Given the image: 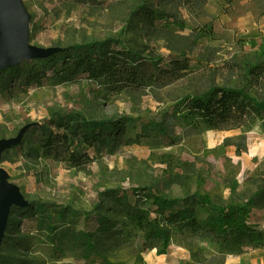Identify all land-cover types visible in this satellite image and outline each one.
I'll list each match as a JSON object with an SVG mask.
<instances>
[{
	"label": "rangeland",
	"instance_id": "rangeland-1",
	"mask_svg": "<svg viewBox=\"0 0 264 264\" xmlns=\"http://www.w3.org/2000/svg\"><path fill=\"white\" fill-rule=\"evenodd\" d=\"M135 1L22 0L29 43L61 52L21 62L36 65L34 81L0 73V140L28 126L1 154L0 169L32 207L10 211L0 264L5 256L21 264H151L150 249L174 246L190 264H221L252 248V233L264 240V207L250 208L249 230L203 224L206 204L245 205L264 185V34L230 42L204 34L198 0H150L166 14L155 27L136 16L126 24ZM104 41L121 62L113 78L90 76L79 64L97 53L88 45ZM126 48L136 59L124 57ZM216 86L248 93L240 122L217 129L194 115L185 119V99ZM96 124L103 136L87 143L82 134ZM49 129L66 137L47 146ZM115 188L150 208L151 218L162 220L182 205L153 207L143 196L149 191L169 199L194 195L195 213L169 225L165 250L155 237L156 247L139 252L141 233L121 215L115 218L123 241L110 247L93 240L90 247L78 231L94 232L110 214L113 202L100 195Z\"/></svg>",
	"mask_w": 264,
	"mask_h": 264
},
{
	"label": "trees",
	"instance_id": "trees-1",
	"mask_svg": "<svg viewBox=\"0 0 264 264\" xmlns=\"http://www.w3.org/2000/svg\"><path fill=\"white\" fill-rule=\"evenodd\" d=\"M198 1L201 4L199 12L203 13V6L206 0ZM226 1L228 5L224 8V10L229 11L231 8L232 0ZM255 6L258 9L257 14L264 16V0H255ZM165 15L166 14L163 12V10H160L155 7L150 0H136L131 8L129 16L126 20V24L131 22L132 18L136 16L138 17V19H140L144 26L155 27V19H158ZM201 29L205 30L204 34L212 35V22L203 24ZM88 46L89 47H86V50H95L97 53L95 56H90L88 54L85 59H82L81 62H79V64L82 63L87 65L86 70L89 71L90 76H108L110 78L115 77L119 73L118 69L119 67H121V62L116 58V53L113 52L111 48V42L104 41L96 45ZM75 47L82 46L76 45ZM122 53L124 57L130 58L132 60L136 59L133 52L130 51L128 48L124 49ZM21 62L13 66L1 69L0 73H6L11 78L22 77L24 81H32L37 72L36 65L33 64L28 68H21ZM171 63L174 65L181 64L179 62L177 63V61H172ZM260 71L261 69L257 67H252L250 69L251 73L257 74L260 73ZM185 100L187 103V112L183 115L185 119H188V121L192 122L191 118L197 116L201 119L206 120L210 128L217 129H220L231 122H240L246 109L249 108L250 105V97L248 93L237 88L223 86H216L204 94H200L197 96H189ZM103 133L104 127H101L99 124H96L94 125L91 132H83L82 135L85 136V141L87 143H91L92 141H95V139H100L103 136ZM47 135H49L47 140V146L51 145V142L56 137H66L65 134L55 135L53 132H51L50 129L48 130ZM131 142L132 140L127 141L128 144ZM145 193L146 194H143L146 199L145 201L150 200V204H152L153 207L158 206L162 209H165L177 204H180V206H182L179 207L177 211L169 212L167 215L163 216L164 218L162 217V220L164 221L161 222L162 220L158 219V217L151 218L149 215L151 209L145 208L143 205H141L139 203V199L132 201L126 191H121L116 188L105 190L101 193L100 196H104V198H109L113 202L112 206L109 208L110 214L108 216H101L102 220L98 224L94 232L78 231V234L84 238L85 243L90 247H93V240L101 241V243L103 244L108 243L110 247L114 245H119L123 241V237L121 236L122 230L119 227V221L117 218H115V215H121L122 217H125L130 223H132L133 227L141 233V246L139 252L145 251L147 248H149V246L152 245H150L151 241H153L155 237H159L161 240H163V250H165L169 245V239L171 234V228L169 225L172 223H177L180 218L184 219L186 217L192 216L195 213L194 204L196 201H194V195L189 194L181 199H169L164 196H160L155 191H149ZM102 200L104 199L102 198ZM102 203V201H99L98 205L101 206ZM206 205L208 213L203 219V224L207 226L209 230L214 231L220 229L223 226H230L240 231H244L247 229L249 230L250 228L247 225V217L249 216L250 208L264 207V185H260L257 188L255 195H253L245 205L228 204L226 206H218L213 205L211 203H208ZM31 208L32 207L30 205L24 207L12 205L10 211L12 209L27 211ZM12 224L13 222L8 216L6 227ZM129 233L130 231L127 232V234ZM251 235L252 239L255 241V244L252 248L264 247V240H262L260 232L252 233ZM5 240L6 238L4 239L3 236L1 243L5 242ZM1 264L21 263L20 260L16 257L5 256L1 260Z\"/></svg>",
	"mask_w": 264,
	"mask_h": 264
},
{
	"label": "water",
	"instance_id": "water-1",
	"mask_svg": "<svg viewBox=\"0 0 264 264\" xmlns=\"http://www.w3.org/2000/svg\"><path fill=\"white\" fill-rule=\"evenodd\" d=\"M29 13L22 0H0V70L22 60L48 57L60 48H40L29 43ZM28 126L19 130L15 137L0 140L1 154L18 144ZM12 205L28 206L19 188L8 182L6 173L0 169V245L4 236Z\"/></svg>",
	"mask_w": 264,
	"mask_h": 264
},
{
	"label": "crops",
	"instance_id": "crops-1",
	"mask_svg": "<svg viewBox=\"0 0 264 264\" xmlns=\"http://www.w3.org/2000/svg\"><path fill=\"white\" fill-rule=\"evenodd\" d=\"M226 0H206L201 23L212 22L213 34L221 41L259 38L264 34V16L255 11V0H232L231 8L225 11ZM151 264H190L189 255L176 246L165 253L150 249ZM221 264H264V247L250 248L240 253L229 254Z\"/></svg>",
	"mask_w": 264,
	"mask_h": 264
}]
</instances>
